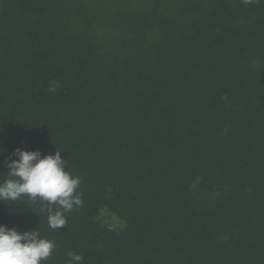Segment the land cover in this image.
Returning <instances> with one entry per match:
<instances>
[{"label":"trees","instance_id":"obj_1","mask_svg":"<svg viewBox=\"0 0 264 264\" xmlns=\"http://www.w3.org/2000/svg\"><path fill=\"white\" fill-rule=\"evenodd\" d=\"M16 148L82 181L62 229L0 203L44 264H264V0H0V172Z\"/></svg>","mask_w":264,"mask_h":264},{"label":"clouds","instance_id":"obj_2","mask_svg":"<svg viewBox=\"0 0 264 264\" xmlns=\"http://www.w3.org/2000/svg\"><path fill=\"white\" fill-rule=\"evenodd\" d=\"M4 153L0 149V155ZM0 174V203L17 202L24 197L33 203L40 201L52 230L64 228L66 213L83 203L77 191L81 178L66 170L61 151L42 154L39 150L16 148L7 156ZM55 248V243L42 238L37 228L18 232L0 224V264H44ZM67 257V264H82L83 257L77 253L69 251Z\"/></svg>","mask_w":264,"mask_h":264}]
</instances>
